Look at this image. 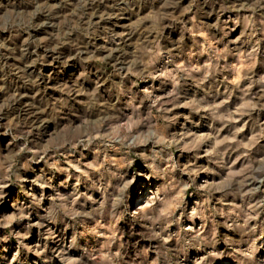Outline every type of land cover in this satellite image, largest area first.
Returning <instances> with one entry per match:
<instances>
[{
  "label": "rangeland",
  "instance_id": "1",
  "mask_svg": "<svg viewBox=\"0 0 264 264\" xmlns=\"http://www.w3.org/2000/svg\"><path fill=\"white\" fill-rule=\"evenodd\" d=\"M0 192V264H264V0H0Z\"/></svg>",
  "mask_w": 264,
  "mask_h": 264
},
{
  "label": "clouds",
  "instance_id": "2",
  "mask_svg": "<svg viewBox=\"0 0 264 264\" xmlns=\"http://www.w3.org/2000/svg\"><path fill=\"white\" fill-rule=\"evenodd\" d=\"M15 127H16V125L14 123L9 124L8 127H7V129H6L7 133L8 134H12L13 129ZM24 150L27 151V146H25V149ZM33 159H35V157ZM125 163L127 164L128 167H131V165L133 163V159L132 158H128V159H126ZM24 166L27 167V163H25ZM6 175H8V176L11 177V176H14L15 173L14 172H9ZM134 180H135V175H133L131 179L124 181V189L122 190V192L124 190H126L128 187H130ZM3 195H6V193L0 192V196H3Z\"/></svg>",
  "mask_w": 264,
  "mask_h": 264
}]
</instances>
